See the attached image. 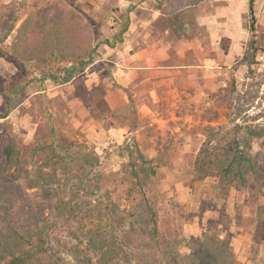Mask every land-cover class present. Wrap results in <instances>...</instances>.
Segmentation results:
<instances>
[{"label": "rangeland", "instance_id": "rangeland-1", "mask_svg": "<svg viewBox=\"0 0 264 264\" xmlns=\"http://www.w3.org/2000/svg\"><path fill=\"white\" fill-rule=\"evenodd\" d=\"M176 1L182 9L166 19L162 15L171 11V0H0V162L11 148L17 184L25 188L41 169L52 173L45 164L52 128L58 140L74 143L72 154H93L99 160L86 185L73 177L64 184L60 177L67 191L90 185L95 197L76 196L73 205L79 206L62 215L46 211L56 227L47 232L63 264H97L96 255L88 250L89 239L113 242L120 238L119 217L125 219L123 231L131 224L139 228L144 200L158 215L160 234L176 246L181 242L177 251L182 256L190 254L192 239L208 235L229 242L236 264H264V0H254L258 52L252 71L248 67L250 32L243 45L231 48L229 40L218 38L208 46L216 60L209 69L222 73L212 71L215 78L207 79L204 68L193 66L204 48L187 50L192 53L187 63L191 66L183 69V88L160 86L151 78L161 77L158 72L146 73V82L130 76L134 34L127 32L115 48L102 44L122 30L127 16L130 26L132 21L140 22L134 32L142 45L193 35L210 44V34L199 26L196 16L200 11H216L222 17L229 10L228 0H201L200 9L191 7L199 0ZM43 10L51 16L49 25L56 18L62 21L66 45L54 54L51 25L40 39V56H18L20 28L30 17L39 19L46 12L36 14ZM234 16L239 17L238 7ZM5 34L8 37L2 40ZM136 49L144 50L140 45ZM89 56L93 63L69 83L48 80V75H60L63 68L77 67L78 60ZM20 87H25L23 92L17 90ZM7 111L9 116L2 119ZM212 132L216 141L209 144ZM243 137L251 141L250 153L260 163L262 178L248 176L245 187L218 175L197 180L195 165L202 155L215 148L214 154L232 149L230 143ZM141 154L156 170L144 193L132 179ZM64 196L72 197L69 192ZM99 207L90 216V209ZM114 208L115 216H108Z\"/></svg>", "mask_w": 264, "mask_h": 264}, {"label": "trees", "instance_id": "trees-1", "mask_svg": "<svg viewBox=\"0 0 264 264\" xmlns=\"http://www.w3.org/2000/svg\"><path fill=\"white\" fill-rule=\"evenodd\" d=\"M40 14L42 15L39 19L30 17L20 28L16 38V46L19 49L15 50L18 56L27 58H30L31 55L32 57L37 56V54L40 56V39L46 37L49 33L46 29L53 25H49L51 16L47 11H40L36 16ZM249 17L251 60L248 62V67L252 71L254 58L258 52L254 0H249ZM130 24L131 18L127 16L122 30L115 34L113 40H105L102 44L110 48L122 44ZM61 27L62 21L56 18L53 30L49 33L51 36L49 41H52L53 50H55L54 54L67 43V33L62 32ZM9 31L12 32L13 29ZM7 37L8 34H5L2 40H6ZM92 63V56H89L88 60L80 59L77 62V67L63 68L60 75H48V80L59 85L69 83L76 74L83 73L86 67ZM24 89L25 87H20L17 90L23 92ZM16 94L19 95V91ZM9 113L7 111L1 115V118H7ZM52 134L54 135L53 142L49 147L50 153L45 164L52 168L53 172L48 173L41 169L36 179H33L26 188L17 184L16 161L11 148L7 152L5 161L0 162V264H63L64 261L54 251L52 237L47 232L54 231L56 227L50 224L49 218L46 217V211L53 210L62 215L63 212L74 211L79 206L73 205L76 196L78 197L80 194L91 198L96 196L95 189H91L90 185L85 187L76 185L77 188L67 191V185H61L60 177L63 178L64 184L75 180L86 185L92 170L99 164L98 158L88 153L84 155H81L80 152L72 154L74 143L64 139L58 140L53 128ZM255 137L260 138L261 134H257ZM208 141L209 144L216 141L215 132L211 133ZM230 144L232 149L214 154L218 150L215 148L213 152L206 153L199 158L195 165L197 180L203 181L209 176L218 175L229 183L233 182L245 187L249 183L248 176L254 177L256 180L262 178L260 163L250 153V139L248 137L234 139ZM140 160L139 169L133 171L132 179L139 191L144 193L147 180L156 176V170L151 165L152 161L146 159L142 154ZM71 177H73L72 180ZM34 189H41V192L31 193L30 191ZM66 192L72 196L68 200L64 196ZM144 201V215H141V220L138 223L140 224L139 228L131 224L128 230L123 231L125 219L119 217L121 219L118 223L122 225L120 238L113 242L101 237L97 240L95 237L89 239L88 250L96 255L97 264H236L235 255L229 242L226 239L208 235H204L201 239H192L189 245L190 254L182 256L177 251L181 242L176 246L160 234L158 215L154 207L147 200ZM90 210V216H92L94 212L98 213L101 209L99 207L98 210ZM114 213H116L115 208L111 209V213L106 214L114 217ZM140 238H142L141 242Z\"/></svg>", "mask_w": 264, "mask_h": 264}, {"label": "crops", "instance_id": "crops-1", "mask_svg": "<svg viewBox=\"0 0 264 264\" xmlns=\"http://www.w3.org/2000/svg\"><path fill=\"white\" fill-rule=\"evenodd\" d=\"M200 2L201 0L191 6L192 9L193 7L196 9L199 7L200 9L201 6H204V3ZM228 2L229 10L225 12L222 17L217 15L216 11L209 12L208 14H204L202 11H200L196 16L199 26L203 27L209 32L211 37L210 44H207L208 41L205 42L204 39L202 40L200 35H193L194 38L190 36V38L185 40L175 39L170 43H168L169 41L166 42L161 38L157 43L149 44L148 42H145L146 45H142V43L138 41L140 35H138V32H134L140 22L138 20V22L136 20L134 22L132 21V26H130L128 31V33L130 32V36L134 34L133 39L130 40L133 46V57H131L132 54L129 56V60L131 61L130 63L133 65L130 76L133 75L135 79L144 78L146 82L147 78L149 77V75L146 73L158 72L161 74V77L155 75L151 78L153 81L160 82V86L166 85L167 87L175 86L176 88H183V69L191 66L188 64L191 63V57L189 56H191L192 53L187 50L191 48H204L202 50L203 56L201 58L198 57L199 63L194 64L193 66L198 65L200 68H204L203 70L207 79L215 78L217 74H212V71L216 70L209 68L212 67L214 63L216 64V60L214 58V54L211 53V50L208 46L215 45L218 38L229 40V45L231 48L243 45L249 41V28L246 17L247 1L228 0ZM171 4V11L165 13V15H162L165 16L166 19L173 17L175 13L180 12L182 9L180 3H178L176 0H171ZM237 7L239 17L234 16V13L237 11ZM242 18L244 19L241 20ZM139 45L143 47L144 50H137L136 47H139ZM205 56L206 58H204ZM196 71L193 72L195 73ZM216 73L222 74L217 71ZM235 78H238V74L235 75ZM157 79L160 80L157 81Z\"/></svg>", "mask_w": 264, "mask_h": 264}, {"label": "built area", "instance_id": "built-area-1", "mask_svg": "<svg viewBox=\"0 0 264 264\" xmlns=\"http://www.w3.org/2000/svg\"><path fill=\"white\" fill-rule=\"evenodd\" d=\"M261 59H264V57H262ZM256 60H257V64L256 65L259 66V55H258V58ZM253 69H254V67H253Z\"/></svg>", "mask_w": 264, "mask_h": 264}]
</instances>
